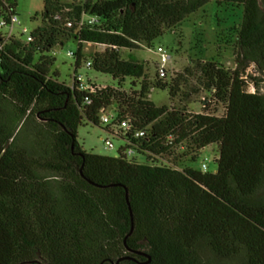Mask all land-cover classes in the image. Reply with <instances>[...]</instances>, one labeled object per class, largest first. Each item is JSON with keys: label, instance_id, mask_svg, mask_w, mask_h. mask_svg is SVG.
I'll use <instances>...</instances> for the list:
<instances>
[{"label": "trees", "instance_id": "obj_1", "mask_svg": "<svg viewBox=\"0 0 264 264\" xmlns=\"http://www.w3.org/2000/svg\"><path fill=\"white\" fill-rule=\"evenodd\" d=\"M209 2L242 9L236 67L209 61L196 78L222 115L156 107L151 87L173 99L183 77L149 86L144 65L120 52L150 45ZM15 7L0 0V21L8 24ZM86 16L97 25L79 29ZM41 20L31 42L0 28V264H264V80L245 73L252 65L264 74L258 1L44 0ZM69 40L77 69L85 43L105 47L88 57L90 69L119 87L86 96L57 82L50 52ZM126 78L134 79L128 92ZM109 108L147 135L129 145L118 136L115 157L85 152L78 127L102 125ZM211 145L214 173L169 161L189 150L194 162Z\"/></svg>", "mask_w": 264, "mask_h": 264}, {"label": "rangeland", "instance_id": "obj_2", "mask_svg": "<svg viewBox=\"0 0 264 264\" xmlns=\"http://www.w3.org/2000/svg\"><path fill=\"white\" fill-rule=\"evenodd\" d=\"M44 0H16L15 12L18 17L20 27L15 26L13 35L16 38L25 39L21 35V29L26 28L28 33L41 25V13L43 11ZM61 3H71L73 0H59ZM263 8V3L259 5ZM242 19V9L231 5L218 6L214 2L205 4L196 13L186 17L179 25L172 30H166L161 36L153 40L150 45L141 43L137 50H122L120 57L123 60L132 59L134 62L143 64L149 86H154L156 82L164 85H173V81L178 80V92L173 99L169 97L168 89L152 88L149 90L147 99L156 107L168 106L174 109L184 110L190 114H216L222 115L221 106H216L210 102L209 94L202 91L197 83L199 68L206 62L216 61L227 69L236 67L235 54L237 51L235 43L234 26L238 25ZM2 34L8 33V28H3ZM161 48L170 60L161 66L159 62L158 49ZM77 43L74 40L63 42L52 49L50 56L54 59L50 74L56 73V81L69 86L74 68V58L68 57V52L75 53ZM84 60L80 64L78 73L90 80L97 87L113 88L119 87L117 80L110 75L97 73L92 69H86L85 64L89 61L88 57L94 53V48L83 46ZM189 68L191 76L185 74ZM160 69L165 71L161 78ZM245 73L248 77L261 78L264 74L257 73L254 66L246 68ZM134 79L126 78L121 84L125 91L131 90V83ZM249 81V80H248ZM140 84L136 81L135 85ZM137 86L135 89H138ZM264 89V83L262 85ZM253 91V88H250ZM113 108H109L108 113H112ZM105 125H93L82 121L77 130V142L87 153H94L105 157H115L118 149L123 145L120 140L107 134ZM110 140L114 148L108 149L104 146V141ZM175 152V151H174ZM193 154L188 151L175 152L174 160L179 169L194 168L202 171V165L206 166L205 172L214 173L216 171L215 160L218 158L217 149L211 145L202 149L194 162ZM138 161L142 158L136 157ZM168 160V159H166Z\"/></svg>", "mask_w": 264, "mask_h": 264}, {"label": "built area", "instance_id": "obj_3", "mask_svg": "<svg viewBox=\"0 0 264 264\" xmlns=\"http://www.w3.org/2000/svg\"><path fill=\"white\" fill-rule=\"evenodd\" d=\"M98 18L96 16H86L83 17L79 20V22L77 23V27L79 29H81L82 27H92L97 25ZM18 26L20 27V23L18 20L17 15H13L12 17H10L9 19V23L7 24L6 22H4L3 20L0 21V28H8V33L4 34L7 38L14 36L13 35V30L14 27ZM68 27H71V23L68 24ZM21 35L25 36V40L26 42H31V37H30V33H28V31L26 30V28H22L21 29ZM84 46L86 47H92L94 48V52H102L104 50L105 47L103 46H96L93 45L91 43H85ZM68 57H72L75 59V54L72 52H68ZM158 55L160 57L159 62L161 64V66H164L169 60H170V56L167 55V52H165L163 49L159 48L158 49ZM85 64V68L86 69H90L91 67V62L87 61ZM78 69L74 66L73 68V73L72 76L70 78L71 83H70V87L75 88L79 93L84 94L86 96H91L93 95L96 91L100 90V89H104L101 87H97L95 84H93L90 80L86 79L82 74L78 73L77 71ZM165 74V71L163 69H160V77L163 78ZM87 104H89V101L87 100L86 102ZM109 109L107 110H102L101 114H100V123L102 125H105V127H108L109 130V135L118 138L121 137L122 141L124 144L129 145V140H138V139H142L143 137H145L147 135L146 130L145 131H135L133 130V128L131 127L130 123L127 120H121L119 121V119L117 118L115 112L112 113H108ZM128 137V138H127ZM104 146L108 149H113V143L110 140H105L104 141ZM126 156L128 157H133L135 155L134 150L131 148L127 149L125 152ZM168 159V158H166ZM164 159L162 162L164 164H168V160ZM202 171L205 172L206 171V166L202 165Z\"/></svg>", "mask_w": 264, "mask_h": 264}, {"label": "water", "instance_id": "obj_4", "mask_svg": "<svg viewBox=\"0 0 264 264\" xmlns=\"http://www.w3.org/2000/svg\"><path fill=\"white\" fill-rule=\"evenodd\" d=\"M126 200H127V203L129 204L127 195H126ZM130 215H132L131 210H130ZM131 232H132V227H131V230H130L129 234L126 236V238L131 234ZM124 243H125V240H124ZM122 260L123 259H118L115 264H119V262L122 261Z\"/></svg>", "mask_w": 264, "mask_h": 264}, {"label": "flooded vegetation", "instance_id": "obj_5", "mask_svg": "<svg viewBox=\"0 0 264 264\" xmlns=\"http://www.w3.org/2000/svg\"><path fill=\"white\" fill-rule=\"evenodd\" d=\"M257 1H258V6H259L261 3H263V8L260 9V7H259V9H260L261 13L264 14V0H257Z\"/></svg>", "mask_w": 264, "mask_h": 264}]
</instances>
